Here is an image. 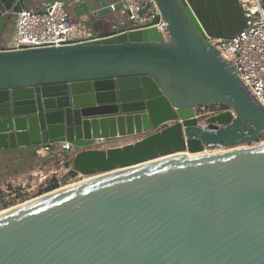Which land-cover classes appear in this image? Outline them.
<instances>
[{
  "label": "water",
  "instance_id": "water-1",
  "mask_svg": "<svg viewBox=\"0 0 264 264\" xmlns=\"http://www.w3.org/2000/svg\"><path fill=\"white\" fill-rule=\"evenodd\" d=\"M28 1L0 0V148L70 142L72 175L112 174L0 217V264H264V143L238 149L264 133V106L207 38L243 30L239 0H155L168 41L5 51ZM209 104L222 112L204 126ZM212 147L230 150L153 162Z\"/></svg>",
  "mask_w": 264,
  "mask_h": 264
},
{
  "label": "built area",
  "instance_id": "built-area-1",
  "mask_svg": "<svg viewBox=\"0 0 264 264\" xmlns=\"http://www.w3.org/2000/svg\"><path fill=\"white\" fill-rule=\"evenodd\" d=\"M239 3L244 17L243 30L227 39L207 38L217 48L220 57L233 67L249 94L264 106V0H239ZM71 6L72 2L55 0L43 4L42 10H22L16 15V28L11 41L2 44L3 50L60 47L101 39V33L93 32V28L88 25L89 15L75 18ZM109 9L125 18L120 26H113L109 32L122 30L127 33L155 28L165 41L170 39L168 24L155 0H118L110 3ZM210 105H215L217 110L206 112ZM220 112L219 104L194 109L199 124L204 126L208 125L210 117ZM54 145H42L39 155L43 157ZM58 145L59 154H66L69 161H73L76 155L73 144L62 142Z\"/></svg>",
  "mask_w": 264,
  "mask_h": 264
},
{
  "label": "crops",
  "instance_id": "crops-1",
  "mask_svg": "<svg viewBox=\"0 0 264 264\" xmlns=\"http://www.w3.org/2000/svg\"><path fill=\"white\" fill-rule=\"evenodd\" d=\"M54 0H29L28 1V9L31 10H42L43 4H49L53 2ZM67 2H72V12L73 16L75 18L81 17L82 14V0H66ZM113 0H91L89 5L92 3L93 7L91 6V12L88 14L91 16L90 20H88V25L93 28V32L96 33H103V32H109L110 29L107 28L105 30H98L95 23V18L98 19H111L113 17H119L117 14L113 13L109 9L110 3H112ZM16 21L17 16H15V23L12 24V29L10 32H4L2 41L4 44H6L9 40V37L14 33L16 28ZM110 26V25H109ZM141 136L136 137H125V138H118L111 141H99L93 148L97 149V145H113L112 147H123L129 144H134L137 141L141 140ZM111 147V146H110ZM42 149V146L37 147H10L1 149L0 148V185H10L12 186H18V187H27L31 184L29 183L28 179L30 177H36L38 175L39 168L43 166V162L45 161V157H54V155H60L59 153V145L52 146L51 150L46 151L44 156H40L38 151ZM99 149V148H98ZM101 149V148H100ZM104 149V148H102ZM44 151V150H43ZM32 153L36 158L34 157L33 161L28 164L27 167L23 169H16L13 170L12 173L8 171L10 167H13V165H16L15 167L20 166V164H27L29 155L32 156ZM57 153V154H56ZM7 170V172H6ZM52 173V172H49ZM56 174V173H54ZM46 178V177H44ZM3 188V187H2Z\"/></svg>",
  "mask_w": 264,
  "mask_h": 264
},
{
  "label": "rangeland",
  "instance_id": "rangeland-1",
  "mask_svg": "<svg viewBox=\"0 0 264 264\" xmlns=\"http://www.w3.org/2000/svg\"><path fill=\"white\" fill-rule=\"evenodd\" d=\"M90 1L91 0H82V14H89L91 12L90 10H91V6L93 7V4L91 3L89 5ZM116 1L118 0H113V2H116ZM118 8L121 9L120 6ZM89 18H91V16H89ZM94 20H95L96 27L98 30H105L107 28L111 29L115 25L120 26L121 22L125 21V18L124 16H119L118 18L117 17H113L111 19L95 18ZM13 23H15V16L12 17V19L10 20L5 32L11 31L12 29L11 27ZM12 37H13V34L9 37L8 43L11 41ZM214 110H217L215 105H210L209 108L206 110V112L214 111ZM262 143H264V137H260L256 144H248V145H244L241 147L245 148L247 146H254V145H259ZM112 146L113 145H105V146L97 145V149L104 148V150H107V149L114 148ZM241 147H238V148H241ZM218 150L228 151L230 149L227 150L225 148H219V147H212V148L207 149V151L209 152H218ZM34 157L36 158L35 153L34 155L32 153V156L29 155L28 157L29 162L27 164H24V165L20 164V166L18 167H15L16 165H13V167H10L8 171L12 173L13 170H16L18 168L23 169L27 167L28 164L33 161ZM73 161H69V156H67L64 153L62 156L54 155V157H45L43 166L39 168L38 175L36 177H30L28 179L29 183L31 184L30 186H27V187L15 186L14 187L12 186L13 184L11 183L10 185H5V186L0 185V212L6 209H9L13 206L19 205L27 200H31L45 193H48L49 190L47 189L51 185H53V180H55V182L58 183L57 186L58 188H60L62 186H65L71 183L79 182L86 177H90V176H84V175H78V176L73 175L72 176L71 171L73 170ZM0 162H3V161H0ZM49 172H52V173H49ZM96 175H100V174H95L91 176H96Z\"/></svg>",
  "mask_w": 264,
  "mask_h": 264
},
{
  "label": "bare ground",
  "instance_id": "bare-ground-1",
  "mask_svg": "<svg viewBox=\"0 0 264 264\" xmlns=\"http://www.w3.org/2000/svg\"><path fill=\"white\" fill-rule=\"evenodd\" d=\"M241 148H242V147H241ZM241 148H240V149H241ZM238 149H239V148H238ZM227 150H228V149H227ZM234 150H236V149H234ZM221 152H227V151H226V150H225V151H224V150H222V151H219V150H218V152H209V151H207V149H206V150L203 151L202 153H198V154H190V153H188V152H178V153H174V154L169 155V156L161 157L159 160H156V161H153V162H158V161L164 160V159H166V158H168V157H172V156L185 155V156L188 157V158H198V157H201V156H207V155H211V154H218V153H221ZM153 162H152V163H153ZM108 174H112V173H107V174H103V175L100 174V175H96V176L86 177V178L82 179V180L79 181V182H75V183H71V184H68V185L62 186V187H60V188H58V189H55V191H54V190H53L52 192L50 191V193H46V194H44V195H41V196L36 197V198H34V199H31V200H27V201H25V202H23V203H21V204H19V205H16V206H13V207H11V208H9V209H6V210H4V211H1V212H0V217L6 216V215H8V214H10V213H12V212H14V211H17V210H19V209H21V208H24L25 206H29L30 204L36 203V202H38V201H40V200H43L44 198H48L49 196H52V195H54V194H58V193H60V192H62V191L68 190V189H70V188H73V187L78 186V185H80V184H83V183H85V182H89V181H92V180H96V179L101 178V177H103V176H106V175H108Z\"/></svg>",
  "mask_w": 264,
  "mask_h": 264
},
{
  "label": "trees",
  "instance_id": "trees-1",
  "mask_svg": "<svg viewBox=\"0 0 264 264\" xmlns=\"http://www.w3.org/2000/svg\"><path fill=\"white\" fill-rule=\"evenodd\" d=\"M264 135V133L263 134H261V136L260 137H264L263 136ZM72 175V174H71ZM73 176V175H72ZM58 183L57 182H55V180H53V185H51L47 190H49L48 191V193L51 191H53V190H55V189H58ZM46 194V193H45Z\"/></svg>",
  "mask_w": 264,
  "mask_h": 264
},
{
  "label": "flooded vegetation",
  "instance_id": "flooded-vegetation-1",
  "mask_svg": "<svg viewBox=\"0 0 264 264\" xmlns=\"http://www.w3.org/2000/svg\"><path fill=\"white\" fill-rule=\"evenodd\" d=\"M50 193V192H49ZM44 195V194H43Z\"/></svg>",
  "mask_w": 264,
  "mask_h": 264
}]
</instances>
